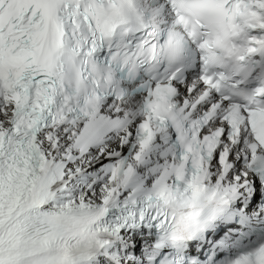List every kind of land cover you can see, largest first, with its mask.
<instances>
[{
    "label": "snow or ice",
    "instance_id": "obj_1",
    "mask_svg": "<svg viewBox=\"0 0 264 264\" xmlns=\"http://www.w3.org/2000/svg\"><path fill=\"white\" fill-rule=\"evenodd\" d=\"M245 138L264 149V0H0V264H183Z\"/></svg>",
    "mask_w": 264,
    "mask_h": 264
}]
</instances>
